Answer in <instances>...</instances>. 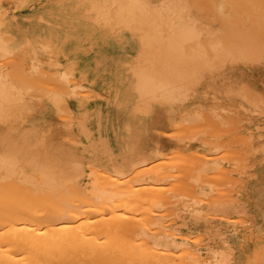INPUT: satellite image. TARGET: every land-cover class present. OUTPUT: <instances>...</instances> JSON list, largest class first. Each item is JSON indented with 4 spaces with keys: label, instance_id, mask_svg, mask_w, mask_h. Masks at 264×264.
<instances>
[{
    "label": "bare ground",
    "instance_id": "obj_1",
    "mask_svg": "<svg viewBox=\"0 0 264 264\" xmlns=\"http://www.w3.org/2000/svg\"><path fill=\"white\" fill-rule=\"evenodd\" d=\"M24 1L26 2V0H16L13 3L16 9L15 12H11L13 16L10 13H8L9 17L5 16L3 11L6 10L2 11L0 8V64L2 66L5 63L8 66L7 69L2 66L3 70L2 67L0 68V75L3 73V77L0 76V114L3 111L6 114L9 111L11 113L9 119V116L6 117L8 120L5 128L4 123L0 121V264H264V166L257 167L256 163H253L257 162L256 159L255 161L253 159L251 163L246 161L255 157L258 147H263L264 150L262 146L264 142H261V145L259 141L261 146L258 144L257 148L251 143L256 138V140L260 139L263 132L260 134L258 132L264 129V92H258L252 85L258 83L257 78L253 79L254 81L252 78L247 79V84L246 81L243 82L244 84L241 83L242 85L239 84L241 87L234 90L232 98L226 100L228 96L225 97L224 105L221 106L223 111L226 108L224 117H222V112L217 114L219 110L215 112L217 107L214 109L212 106H208V111L212 110L213 114H209L211 111L208 113L202 110L201 112L200 109L196 113L193 112L194 109H190V113L186 110V114L178 117L177 113L180 110L176 112V107L166 106L171 103L169 101L171 99H168L171 94L172 98L174 96L178 98L179 94L171 93L174 85L168 88L165 86L168 77L172 81L177 80L199 70H209L208 68L221 61L233 64L245 63L243 65L252 67L257 63H264V0H182L184 3L182 5L188 7L189 17L192 15V19L188 20L190 22L185 16L187 15L186 7V11L182 13V5L179 6L180 4L176 2L179 4L176 6L180 9L176 8L175 11L182 13L178 15L179 20L185 21L183 19L185 16L187 23L183 22L176 28L174 24V27L166 32L167 30L163 28L167 25L165 27L163 25L171 19L165 23L166 18L163 16L168 13L163 12L165 14L162 13L158 22L154 21L156 23L153 25V22L152 26L148 24V35H145L146 31L144 35L142 33L143 38L141 35L142 39L139 42L149 46L147 44H151V40L154 39L159 44L160 32L164 30L167 35H164L165 39L162 37L164 40H160L164 41V46L157 45L159 50L163 47V50L159 51L161 54L159 56L162 58L160 57L161 60L156 58L144 66L132 69V80L125 82L120 79L124 72L121 69L123 63H120L122 59H118L122 56H129L131 52L123 54L128 48L133 50L130 60L133 59V54L140 57L144 51L142 52L135 44H129V40L123 41L122 38L120 42L114 39L115 41L108 50L110 55L101 60L95 61L94 59V66L90 64L89 58H85L84 52L80 53L83 50L82 45L79 46L80 50L82 48L81 51L77 49L78 53L71 47L76 53L71 63L70 60L67 61L69 64L62 62L67 63L68 66L65 64L67 67L63 65L59 69H47L44 65L39 66L43 59L39 56L44 55L41 53L45 50L50 53V50L47 47L44 49L34 47L33 43L37 40L35 38L41 39L39 37L43 35L45 41L51 38L52 42L57 41L58 44L67 42L69 48L77 42L78 35L79 42L81 41L85 27L82 17L86 15L76 14L74 8L70 9L67 6L65 8L47 7L48 9L42 13H38L41 12L40 10L34 12V9L32 11L29 9L31 12H27ZM89 1L90 8L99 4H96L99 0H88V3ZM136 1L139 6L146 3L145 0V3L141 0ZM136 1L124 0V7L120 5L123 8L117 9L118 16L115 20L121 21L117 24L123 23V28L129 26L132 20L135 23L139 20L140 23L146 16L147 20H150L148 6L153 7V4L146 0L147 4L151 5L145 4L148 8L146 10L144 6L145 9L142 10V6L139 7ZM162 1L161 3L165 6L166 3ZM104 2L109 7V2L107 0ZM158 3L157 5L161 4ZM172 3L170 2L169 6L172 8L174 5L175 9V0ZM157 5L156 9L163 8V5L158 8ZM1 7L4 9L3 5ZM154 8L152 9L158 11ZM172 10L170 9V12ZM26 13H33L35 18ZM47 14H51V17L55 16L57 24L47 23L41 19V16L44 18ZM168 15L170 16V13ZM26 16H29L31 20L25 18ZM206 31L211 34L205 33ZM150 32L153 33L150 34ZM53 38L60 39V41H53ZM51 40L48 44L52 43ZM63 44L57 45L60 52ZM140 47L143 48L141 45ZM149 48L150 46L143 50L147 52ZM24 56L32 59L31 64L26 67L22 63ZM134 59L139 60L140 58L135 57ZM43 60L44 63L46 60ZM116 62L118 64H115ZM225 63L222 65L226 66ZM61 64L57 62V65ZM115 65L116 68L119 65L120 70L116 72L115 77L111 78V72L115 75L113 71ZM93 68L97 71H92ZM4 69H6L5 72ZM220 69H223L222 66ZM99 71H101L100 76H104L100 80L105 78L106 86L104 84L101 86L102 82L98 86L106 87V89L109 87L108 89L112 92L109 98L107 96L108 101L107 99L102 101L103 97L98 101L96 99L93 104L79 103L78 96L74 95H82L85 91H90L94 85L93 73ZM141 75H146V77L141 80ZM261 75L264 77V72ZM197 77L198 75L195 78ZM78 78L83 79H80L83 81L80 85L77 84ZM125 78L130 80L128 76ZM151 78L155 80L151 81ZM152 84L158 86L154 87ZM259 84L261 87L260 81ZM11 86L15 90H12ZM119 87H121V93L117 92ZM193 88L195 90V86L191 89ZM162 89L166 93L160 98L155 94H158V91L162 93ZM47 90L52 92L47 93ZM204 90L206 89L202 91ZM154 91V97L151 99L147 93ZM21 93L23 96L32 98L34 96H47V98L40 103L42 105L40 109L31 112V100L25 97L24 99ZM197 93H200V90ZM203 95L206 96V94ZM203 95H201L202 98H204ZM207 98L206 101L210 97ZM244 99L258 107L261 113L263 112V118L260 117L261 115H257V118H255L256 115H249L254 108L253 110L252 108L245 109L246 106L242 104ZM186 100L188 99L184 101L181 99L183 102ZM12 102L15 107H11ZM8 104L10 107L6 106ZM180 105H178L179 109ZM197 105L195 110L202 107L201 104ZM124 106H128L129 110L123 109ZM228 108L233 109L229 111ZM59 110L62 111L63 116L59 115ZM152 111L157 112L153 114V118H151ZM49 113L68 118L78 114L80 119L75 118L78 123L77 127H71L64 132V135L72 133L75 137L77 134L86 139V141L83 140L86 148L90 147L92 150L94 147V151L108 146L109 150L107 151L106 146V150L103 151H107L105 152L107 155L110 152L112 159L108 157V160L103 161L104 155H102L103 163L100 161L101 167L104 164L106 170L108 169L107 173H103L105 168H101L99 172L100 166L94 167L95 163L86 166L82 164L87 169V166H93L91 167L92 172L87 171V173L88 178L90 176L93 178L95 174L94 182L89 180L90 178L87 180L92 181L93 183H90L94 187L93 185L85 186V188L82 186L80 190L78 189L77 181L82 179L80 165H75L71 171L59 172L58 165L52 163L46 166V163H42L43 158L45 159L44 155L56 157L53 150L59 153V158H61V153L58 151L62 150V146L59 149L60 144L57 143L60 140L52 139V137L62 131L55 125L57 122L50 123L49 115L51 114ZM261 113L258 111V114ZM94 114H97V120ZM199 119L212 125L211 130L216 128L212 131H217V134L224 133L223 131L226 130L220 129L218 121L221 123L226 120L225 123L229 126L227 130L232 126L228 131L233 132L234 130L235 134H227L223 141L221 138L220 141L223 143L225 141V143L222 147L219 146L220 149L215 150L219 144L216 145L215 140L207 139L210 131L206 129L210 126L207 128L204 123L206 129L201 126L200 129H202L199 132L204 134L207 131L208 133H205L207 135L203 137L205 142L202 143V147H199L200 143L196 145L195 140L192 142L199 133L193 127L200 122H202L201 125L203 124V121ZM255 121L256 125L253 123ZM77 123L74 122V125ZM223 125L221 127L225 128L226 126ZM166 129L170 132L169 137H157V135L161 136L160 134L163 136V131ZM187 129L189 132H186ZM24 130L28 133L26 134ZM179 132L182 136H178ZM37 136L42 138V142L36 141ZM87 136H91L92 139L90 140ZM189 136L193 138L190 137L192 141H189L191 140ZM203 138L199 140L203 141ZM78 140L82 144V139ZM220 141L218 143H221ZM51 144L54 146L59 144L58 147L56 146L58 149L55 150L54 146L53 150L50 149ZM49 149L52 151L50 152ZM82 151L85 154V149ZM64 152L67 154L66 151ZM84 154H79V156ZM63 157L65 156L62 154ZM116 158L119 161H116ZM95 160L90 162H96ZM65 164L62 166H68L70 163ZM248 166H251L253 171L249 170ZM59 170H61L60 167ZM245 170L251 171V176L240 178ZM42 171L53 173V175L57 173L53 179L58 185L51 180L48 173L45 174L46 172L44 176L46 178L47 175L50 178H46L50 180V183L47 182L48 186L46 181L41 184L44 176L43 174L41 176L39 172ZM98 172L103 174L98 176L99 178L96 177ZM36 175L41 176L42 179L39 180ZM34 177L38 178L36 182L33 181ZM51 181L55 184L54 182L51 184ZM51 185H56V187L51 188ZM185 210L191 213L189 212V216L184 218L182 212ZM226 218L230 219H228L229 223ZM210 220L213 223L217 222L215 226L216 224L218 226L229 224L226 231L227 238L223 236L225 239L220 240L218 248L216 247L213 251L208 248V245L212 243L210 239L213 240L219 236H216L218 229L216 231L212 228L214 225L212 226L213 223L210 225ZM249 223L251 225L247 226L246 224ZM212 248L215 247L212 246Z\"/></svg>",
    "mask_w": 264,
    "mask_h": 264
},
{
    "label": "rangeland",
    "instance_id": "obj_2",
    "mask_svg": "<svg viewBox=\"0 0 264 264\" xmlns=\"http://www.w3.org/2000/svg\"><path fill=\"white\" fill-rule=\"evenodd\" d=\"M12 1V2H11ZM16 0H0V8H2L1 10L3 11V10H6V11H3V13H4V15L6 16H8L9 17V14L8 13H10V15H14L13 13L11 14V12H15V10L16 9H14V2H15ZM97 1V0H96ZM105 0H99L96 4H98L97 6H95V7H93L94 8V10H93V8H90L89 6H90V1H89V3H88V0H26V2L24 1V6H26L27 7V12H31L32 11V9H34L33 11L34 12H38V10H40L41 12H38V13H42V11H44V10H46V9H48L49 7H51V8H53V6H61V7H63V8H65L66 6H67V8H70V9H73V10H75L76 11V14H78V13H80V14H83V15H88V17H86V16H84V17H82V22H83V24H84V35L81 37V41L79 42V35L77 36V42L76 43H73V46H69V48L67 47L68 46V44H67V42H64L65 44H63L62 42L60 43V44H63V45H65V48H68V49H65V48H63L62 49V47H63V45L60 47L61 48V52H60V49L58 48L59 46H57V45H60V44H58V43H56V42H52V40H51V38H49V40L47 39L46 41H45V36H43V35H41V37H39V38H41V39H38V38H35V40L36 41H34V47L35 46H37L36 48H40V49H44V48H48L49 50H50V53H48L49 51L48 50H45L43 53H41V54H44V55H42V56H39L41 59L43 58V59H45L48 63H46V61L43 63V59H42V63H39V66L40 65H44V67H46L47 69H59V68H61L63 65H67V61H69L70 60V63L72 62V60H73V57H74V55H75V53L77 52L78 53V51H81L82 50V48H81V50L79 49L80 47H81V45H82V47H83V50H82V52H80V53H83V54H86L85 55V58L87 59V58H89L90 59V64H92L93 66H94V63H95V61L96 60H98V59H104V58H107L109 55H110V52L108 51V50H110V46H112V42L113 41H115V40H119V42H120V40H121V38H122V40L123 41H125V40H129V44H135L137 47H139L141 50H142V52L144 51V53H142L141 55H140V57H138L137 55H134L133 54V59H131L130 60V58H131V56H132V54L131 53H133L132 51L133 50H130L129 48L128 49H125V50H127L125 53L123 52V54H128L129 52H131L130 54H129V56H127V57H123V58H125L124 60H123V58L121 57V58H119L118 60H121L122 59V61H120V63L123 65V67L121 68V69H123V72H124V74H121V80L122 81H131L132 80V77L131 76H133V73H132V69H135V68H138L139 66L141 67V66H144V65H146L147 64V62H152L153 60H155L156 58H157V60H161V56H159V55H161L160 53H159V51L161 52L162 50H163V47H162V49L161 50H159V47L157 46V45H159V44H162L163 46H164V39H165V36L167 35V33L166 32H168L170 29H172V27H174V24H175V28L176 27H178V26H180V25H182L183 24V22L186 24L187 23V21L188 20H190V18L192 19V15H191V17H189V13H188V7H187V5L185 6V5H182V0H180V2H178L179 0H175V6H176V4L177 3H179V4H177V5H179V6H181L182 5V7H181V12L183 13V12H185L186 10H187V15H185L186 16V18H188L187 19V21H186V18H185V16H183L184 18L183 19H185V21L183 20H179L180 18H179V16L178 15H180V14H182V13H179V11H175L176 10V8H178L177 10H179L180 8L179 7H175V9H174V5H173V7L171 8L169 5H170V2L172 3L173 2V0L172 1H170V0H167V1H162L163 3H166V5L164 6V4H162L161 3V1L159 0H147L148 2L150 1V3L151 4H153L152 6L153 7H150V6H148L149 7V21H151V23L147 20V16L144 18V21L143 22H140L139 23V20H136V22L137 23H135L133 20H132V22L131 23H129V26H125V28H123L124 27V24L123 23H119V24H117L118 22H121V21H116L115 20V17L116 16H118V13H117V9H119V7H121V6H123L124 5V0L122 1V0H107L108 2H106V3H108V6L109 7H107V4H105V2H104ZM136 1V0H135ZM141 1H143L144 2V0H141ZM141 1L139 2V3H141ZM146 0H145V4H147L148 2H147ZM168 1H169V3H168ZM79 2V3H78ZM112 2H113V4H112ZM117 2V3H116ZM123 2V3H122ZM153 2H155V3H153ZM158 2H160L161 4L160 5H163V8L164 7H167V5H168V7L167 8H162L161 10H160V7L158 8V6H160V5H157V4H159ZM177 2V3H176ZM78 3V4H77ZM102 3V4H101ZM104 3V4H103ZM136 3H137V5L139 6V4H138V1H136ZM168 3V4H167ZM4 6V9H3V7H1L2 5ZM11 4V6H9ZM74 4H76L75 6H74ZM143 5V4H140L141 6H142V10H144L145 9V7H146V5ZM151 4H147V5H151ZM172 4H174V3H172ZM184 4V3H183ZM104 5H106V6H104ZM112 5V6H111ZM119 5V6H118ZM121 5V6H120ZM156 5H157V8L158 9H156ZM141 6H139V7H141ZM145 6V7H144ZM154 6H155V8H154ZM25 7V8H26ZM48 7V8H47ZM76 7V8H75ZM112 7H114V8H112ZM124 7V6H123ZM123 7H121V8H123ZM148 7H146V10H147V8ZM184 7V8H183ZM185 7H186V10H185ZM12 8V9H11ZM99 8V9H98ZM144 8V9H143ZM150 8H151V10H150ZM152 8H154V9H156V10H158V11H155V10H153ZM29 9H31V11L29 10ZM85 9H90V12H88V10H85ZM92 9V10H91ZM166 9V10H165ZM167 9H169V10H167ZM170 9L172 10V9H174V10H172L171 12H170ZM37 10V11H36ZM110 10V11H109ZM153 10V12L151 13V11ZM159 10L161 11L160 12V14H159ZM165 10V11H164ZM185 10V11H184ZM86 11V12H85ZM96 11V12H95ZM166 11H168V12H166ZM176 13H179V14H176ZM33 12V13H34ZM111 12V13H110ZM147 12V11H146ZM163 12H165V13H170V16L168 15V14H165V13H163ZM174 12V13H173ZM190 12V11H189ZM6 13V14H5ZM33 13H31V14H29V13H26V14H28V15H31L30 17H34L35 18V16H36V14H35V16L33 15ZM88 13V14H87ZM162 13H163V17H165L166 18V21H165V23H167L168 21H169V19H171V21L170 22H168L167 24H162L163 25V27H165V25H167L165 28H163V29H165V30H167L166 32L163 30V31H161L160 32V39H159V44L156 42V40H151V44H147V45H149L150 46V50H147V52H150V53H147L145 50H146V48L148 49V47L149 46H146V45H142L140 42H139V40L140 39H142L143 38V35H144V33H145V31H146V33H145V35H148V33H147V29H148V26H152V23L154 22V21H156V22H158L159 20H160V18L162 17ZM150 14H151V16H150ZM173 14H176V15H173ZM191 14V13H190ZM134 15V14H133ZM159 15H160V17H159ZM168 17H167V16ZM173 15V16H172ZM41 16V15H40ZM40 16H38L37 18L39 19L40 18ZM48 16V17H47ZM53 16V15H52ZM182 16V15H181ZM29 16L27 17H25V18H29V20H31V18H30ZM89 17H91V18H89ZM100 17V18H99ZM112 17V18H111ZM153 17H154V20H153ZM176 17V18H175ZM49 18V19H48ZM136 18H138L137 16H136ZM41 19L43 20V21H45V22H52V23H54V24H57V22H56V18H55V16H53V17H51V14H47V15H45L44 16V18L41 16ZM47 19H48V21H47ZM168 19V20H167ZM172 19H174V20H172ZM177 19V20H176ZM28 20V19H27ZM34 20H36V19H34ZM40 20V19H39ZM145 20H146V23H145ZM158 20V21H157ZM176 20V21H175ZM178 21V22H177ZM180 21H182V22H180ZM156 22H154L153 23V25L156 23ZM173 22V23H172ZM188 22H190V21H188ZM139 23V24H138ZM178 23V24H177ZM114 24V25H113ZM142 24V25H141ZM143 24H144V26H143ZM149 24V25H148ZM158 24H160V22L158 23ZM121 27H120V26ZM131 25H133V26H131ZM148 25V26H147ZM95 27V28H94ZM132 27V28H131ZM134 27V28H133ZM137 27H138V29L140 30H138L137 29ZM121 28V29H120ZM127 28H129V30L127 29ZM136 28V29H135ZM151 28V27H150ZM149 28V29H150ZM77 29H78V27H77ZM95 29V30H94ZM134 29V30H133ZM91 30V31H90ZM79 31H80V33L82 34V32H81V30L79 29ZM110 31V32H109ZM135 31V32H134ZM149 31H151V29L149 30ZM77 32H78V30H77ZM139 32V33H138ZM162 32H164L163 34H161ZM208 31H206L205 33H207ZM92 33V34H91ZM142 33H143V35H142ZM153 33V32H152ZM151 32H150V34H152ZM210 33V32H209ZM209 33H207V34H209ZM149 34V35H150ZM166 34V35H165ZM211 34V33H210ZM209 34V35H210ZM89 35V36H88ZM137 35L139 36V37H137ZM142 35V36H141ZM165 35V36H164ZM205 35V34H204ZM209 35H207V36H209ZM44 38H43V37ZM140 36L142 37V38H140ZM206 36V35H205ZM164 39H163V38ZM113 39V40H112ZM115 39V40H114ZM161 39H163L162 41H160ZM42 40V41H41ZM51 40V42L52 43H49L48 44V42ZM54 40H59L60 41V39H56V38H53V41ZM41 42V43H40ZM140 44H139V43ZM54 43V45H52ZM80 43V44H79ZM154 43H155V45H154ZM157 43V44H156ZM32 44V45H33ZM67 44V45H66ZM153 44V45H152ZM52 45V46H51ZM140 45L141 46H143V48L142 47H140ZM57 46V47H56ZM80 46V47H79ZM152 46H153V48H152ZM73 49H75V51H73L72 50V48ZM145 47V48H144ZM155 47H157L156 49H155ZM155 51H153L152 52V49ZM58 49V50H57ZM71 49V50H70ZM77 49H79L78 51H77ZM143 49H145V50H143ZM158 50V51H157ZM46 52L48 53V54H46ZM60 52V53H59ZM140 52V51H139ZM55 55H54V54ZM141 53V52H140ZM149 54V55H148ZM131 55V56H130ZM54 56V57H53ZM126 56V55H125ZM155 56V57H154ZM25 57V59L23 60V65H25L24 67H26V66H28L29 64H31V62H30V60L32 61V59H27L26 57L27 56H24ZM140 58L139 60L138 59H134V58ZM161 57V58H160ZM153 58V59H152ZM94 59H95V61H94ZM59 60V61H58ZM35 60H33V62H34ZM59 63V64H61L62 62H67V63H62L61 65H57V62ZM30 62V63H29ZM39 62H40V60H39ZM102 62V61H101ZM119 62V61H118ZM223 62V63H222ZM228 62V61H227ZM225 63L224 61H221V62H219V63H217V65L216 64H214V66H212V67H210V68H208L209 70H199V71H197V72H195V73H197V74H195V73H192L193 74V77H192V74L190 75V76H186V77H183V78H179V79H177V80H173L172 81V79H170L169 77L166 79V88H168V86L170 87L171 85H174L173 86V88L171 89V93L173 92V94L175 95H177V93L179 94V95H177V96H179L178 98L176 97L175 98V96L172 98L171 96H173L172 94L170 95V97L168 98V99H171V100H169V101H171V103L169 104V105H167L166 107H168V106H171V107H173V108H175L176 109V112H178L179 110V112L177 113L178 114V117H181V116H179V115H183V114H186L187 113V111L190 113V111L191 110H193V112L195 111L196 113L197 112H199V109L201 110V112H202V110L203 111H208V109H209V107L208 106H212L213 108L215 107H217L216 109H215V112H217L218 110H219V112H217V114H219V113H221L222 112V117H224V115H225V109H224V111H223V109H222V105H224V101H225V97L227 98V96H228V98L226 99V100H228L229 98H232L233 97V92H234V90H236V88L238 89V88H240L241 86L239 85V84H244L243 82H245L246 81V84H247V82H248V80L247 79H251L252 78V80L253 79H256L257 78V80H258V83L257 84H252L254 87H256V89L258 90V92H260L261 93V91L262 92H264V77H262V72H264V63H257V65H253V67L252 66H246V65H243V64H245V63H243V64H233V63ZM226 64V66H223L222 64ZM4 64L5 63H3V67L4 68H6L7 69V65H6V67L4 66ZM49 64V65H48ZM69 64V63H68ZM115 64H118L117 62L115 63ZM218 64H219V66H218ZM229 64V65H228ZM232 64V65H231ZM65 65V66H66ZM243 65V66H242ZM1 66V64H0V68L2 67ZM59 66V67H58ZM68 66V65H67ZM66 66V67H67ZM118 67L116 68V65L113 67V68H115V70H113V71H115V75H114V72H111V78H113V77H115L116 76V72L118 71V70H120V68H119V65H117ZM134 66V67H133ZM221 66H222V68L223 69H220L221 68ZM263 66V67H262ZM3 67L1 68L2 70H3ZM10 67V66H9ZM52 67H54V68H52ZM120 67H121V65H120ZM6 69H4V72L6 71ZM250 69V70H249ZM1 70V71H2ZM128 70V71H127ZM212 70V71H211ZM216 70H217V72H216ZM92 71H97V70H94V68L92 69ZM127 71V72H126ZM205 71V72H204ZM101 71H99V72H96V73H93V75H94V80H93V82H94V85H93V87H92V89H90V91L89 90H87V91H85L82 95L80 94H76V95H74L75 97L76 96H78V98H77V101L80 103V102H85V103H88V104H93V103H95V101H96V99H97V101L98 100H101L103 97V99H102V101L103 100H105V99H107V101H108V98H109V96H111L110 94H112V92H111V90L110 89H106V87L104 88V87H102L101 88V86L104 84L105 86H106V84H105V78H102L103 80L101 81L100 79H101V77H104V76H100V73ZM122 72V73H123ZM131 72V73H130ZM201 72H203V74L201 73ZM212 72V73H211ZM255 72V73H254ZM201 73V74H200ZM209 73H211V74H209ZM252 73V74H251ZM257 73V74H256ZM2 74L3 73H1V75L0 76H2ZM253 74H254V76H253ZM99 75V76H98ZM198 75V77L197 78H195L196 76ZM202 75V76H201ZM234 75V76H233ZM257 75V76H256ZM126 76H128L129 77V79L130 80H126ZM249 76H251L250 78H249ZM3 77V76H2ZM141 77V80L143 79V78H145L146 77V75H141L140 76ZM190 77V78H189ZM201 77H202V79H201ZM172 78V77H171ZM192 78V79H191ZM199 78H200V80H199ZM81 78H78L77 79V84L78 85H80L83 81H81V80H83V79H81ZM139 79V78H138ZM155 80V78H151L150 80L152 81V80ZM190 79V80H189ZM3 80H4V78H3ZM108 80V79H107ZM141 80H140V82H141ZM153 80V81H154ZM199 80V81H198ZM4 81H6V80H4ZM87 81H88V79H87ZM100 81V82H99ZM109 81H110V79H109ZM137 81H139V80H137ZM199 82V83H197V82ZM254 81V80H253ZM259 81H260V83H261V87H260V84H259ZM79 82V83H78ZM98 82V83H97ZM102 82V83H101ZM181 82V83H180ZM186 82H188V84L186 83ZM196 82V83H195ZM226 82V83H225ZM101 83V84H100ZM150 83H153V82H150ZM155 83V82H154ZM156 83H158L157 81H156ZM179 85H178V84ZM95 84H97V86H95ZM98 84H100L101 86H98ZM183 84V85H182ZM191 84V85H190ZM194 84H196V85H194ZM241 84V85H242ZM10 85V84H9ZM154 87H157V86H155L154 84H152ZM178 85V86H177ZM182 85V86H181ZM190 85V86H189ZM259 85V86H258ZM94 86L96 87V88H94ZM193 86H195V90H194V88H193V90L191 89ZM236 86V87H235ZM12 87L13 86H11V89H12ZM187 87V88H186ZM191 87V88H190ZM94 88V89H93ZM121 87H119L118 88V91L117 92H120L121 91V89H120ZM223 88V89H222ZM77 89V88H76ZM203 89H206V90H204V91H202ZM12 90H15V88H13ZM82 90H84V88H82ZM183 92H182V91ZM191 91V94L189 93L190 91ZM199 90H200V93H197V92H199ZM216 90H218V91H216ZM110 91V92H109ZM163 91V92H162ZM162 91H160V92H162V93H159V91H158V94H155V91L153 92V93H147L148 95H149V97L152 99L154 96V94L155 95H158L160 98H162V97H164V95H165V90L164 89H162ZM208 93H207V92ZM26 92V91H25ZM50 93V92H52V91H49V90H47V93ZM206 92V93H205ZM211 92V93H210ZM218 92H220V94L218 93ZM121 93V92H120ZM164 93V94H163ZM183 93V94H182ZM193 93V94H192ZM222 93H224V94H222ZM22 94V93H21ZM26 94H28L27 92H26ZM46 94V93H45ZM95 94V95H94ZM119 94V93H118ZM160 94V95H159ZM182 94V95H181ZM184 94H185V96H184ZM198 94H201V95H203V94H206V96L207 97H210V98H212L211 100H210V98H209V100L208 101H206L205 99H208L206 96H204V98H202V96L201 95H198ZM208 94V95H207ZM216 94V95H215ZM47 95V94H46ZM152 97H151V96ZM161 95H162V97H161ZM186 95H188V97L190 96V97H194L195 96V98H191L190 99V97L188 98ZM219 95V96H218ZM223 95V96H222ZM23 98L25 97V98H29L30 100H31V103H30V111L31 112H35L37 109H40L41 108V102L43 101V100H45L46 98H47V96H42V97H40V96H34V95H32V96H34L33 98L32 97H27V96H23V94L21 95ZM49 96V95H48ZM65 96H67V95H65ZM107 96H108V98H107ZM157 96V97H158ZM38 97V99H35V98H37ZM40 97V98H39ZM44 97V98H43ZM94 97V98H93ZM156 97V96H155ZM156 97V98H157ZM158 97V98H159ZM206 97V98H205ZM218 97H220L219 98V100L217 99ZM24 98V99H25ZM99 98V99H98ZM175 98V99H174ZM42 99V100H41ZM91 99H92V101H91ZM176 99H177V101H176ZM181 99L184 101V99H188V100H186V102H183V101H181ZM190 99V100H189ZM216 99V100H215ZM222 99V100H221ZM224 99V100H223ZM93 100H94V102H93ZM203 100H205V101H203ZM214 100V101H213ZM106 101V102H107ZM191 101V102H190ZM213 101V102H212ZM183 102V103H182ZM197 104H201L202 105V107H205V108H202L200 105V108H198L197 110H195L197 107H196V103ZM199 102V103H198ZM207 102V103H206ZM211 104H210V103ZM243 103V105H245L244 107H245V109H251L252 108V110H253V108H254V110H253V112H254V115H252L253 114V112L250 114L249 113V115H251V116H255L256 115V117L255 118H257L258 116L257 115H261L260 117H262V113H261V110H259V108L258 107H256L254 104L252 105V102H249V101H247V100H243L242 101ZM100 103H103V102H101L100 101ZM99 103V104H100ZM105 103V102H104ZM176 103V104H175ZM182 103V105H180ZM214 103V105H212ZM231 103H233V102H231ZM231 103H230V106H232L231 105ZM12 104H13V106H11V107H15V105H14V103L12 102ZM171 104H175V105H171ZM207 104H210V105H207ZM229 104V103H228ZM249 104V105H248ZM178 105H180V109H179V106ZM190 105V106H189ZM242 105V106H243ZM6 106H8V107H10V105L8 104V105H6ZM190 107V108H188V107ZM198 106V105H197ZM229 106V105H228ZM126 106H124L123 107V109H125V110H129L128 108V106L125 108ZM165 107V108H166ZM178 107V108H177ZM212 107H210V109L212 108ZM164 108V109H165ZM185 108V109H184ZM202 108V109H201ZM113 109H115V108H113ZM191 109V110H190ZM222 109V110H221ZM232 109L233 108H230V110H229V108H228V110L229 111H232ZM44 110H47V109H44ZM145 110H147V109H145ZM187 110V111H186ZM257 112H256V111ZM164 111V110H163ZM185 113H184V112ZM211 111V113H209ZM214 111V110H213ZM258 111H259V113H261V114H258ZM61 112V113H60ZM148 112V111H147ZM181 112V113H180ZM257 114H256V113ZM10 113V111L6 114L5 113V111H3V113L2 114H0V121L2 122V123H4V128H5V125H6V123H7V120L10 118V116H11V113ZM58 113H59V115H61V114H63L62 113V111H58ZM149 113V112H148ZM155 113H157V112H153L152 111V117L151 118H153V114H155ZM188 113V114H189ZM208 113L209 114H213L212 113V110H209L208 111ZM49 114H51V115H49ZM48 115L51 117L49 120H50V123H52V124H55V122H57V124H55L56 126H58L59 128H60V130L62 131V132H59V133H57V134H55V135H53V137H52V139L53 138H58L60 141H58L57 143H59L58 145H59V149L61 148V146H62V150H60V151H58V152H60L61 153V158H59L60 157V155H58L57 153H55L54 152V150H53V146L54 145H52L51 147L52 148H50V149H52L53 150V153L54 154H56V157L54 158V156H52V155H48V156H45L44 155V157H45V159L43 158V161H42V163L44 164V163H46L45 165L46 166H49V165H51L52 163H54L56 166H57V170L60 172V171H71V169L72 168H74L75 167V165H77V166H81L82 168V170H81V176H82V179L81 180H79V181H77V187H79L78 189L80 190L81 189V187L83 186L84 188H85V186H92L93 184H91L90 182H94V180H93V178H95V174L93 175V178L90 176L89 178H88V173H87V171H89L90 173L92 172V170L93 169H91V167L93 168V166H87L88 167V169L87 168H85L84 167V165L86 166V165H92V164H94L95 163V165H94V167L95 166H100V168H99V172H101V168L103 169V168H105V165L103 164V167H101L102 165H100V164H102L103 163V161H105L108 157V159H112V157L110 156L111 154H110V152H108V155H107V153H105V152H107L109 149H108V146H107V151H103V150H106L105 149V147L106 146H104V148L103 147H101V149H98V151H94L93 149H94V147H93V145H92V147H93V149L91 150L90 149V147L87 149L86 148V144L84 143V141L83 140H85L86 141V139H83V138H81L80 136H77V134H76V138L73 136V134L72 133H70V134H68V135H64V132L65 131H67L68 129H70L71 127H77V125H78V123L76 122L77 121V119H80V116H78V114L76 115V116H74V115H72V116H70L71 118H68V117H66V116H64V117H66V119L64 118V117H58L59 115H55V114H52V113H49ZM264 114V113H263ZM2 115H4V116H2ZM7 115V116H6ZM95 115V114H94ZM9 116V117H8ZM53 116V117H52ZM61 116H63V115H61ZM1 117H3V118H1ZM6 117H8V119L6 118ZM73 117V118H72ZM91 117H93V116H91ZM94 117H96L95 119L97 120V114L94 116ZM94 117H93V119H94ZM259 117V121L261 120V118ZM264 117V116H263ZM262 117V118H263ZM6 118V119H5ZM63 118H64V120H63ZM75 118H77V119H75ZM155 119H156V117H154ZM56 119V120H55ZM75 119V120H74ZM226 119V118H225ZM62 120H63V122H62ZM74 120V121H73ZM202 120V119H201ZM200 119H199V121H201ZM222 120V119H221ZM65 121V122H64ZM203 121V124L201 125V123L202 122H200L199 124H197L196 126H194L193 128H195V129H197V131L196 132H199V130L201 131V129H200V127L202 126V127H205L204 125L206 124V127L208 128L209 126V128L208 129H206V127L205 128H203V129H206L208 132H209V134H207L208 132L207 131H205V130H203V131H205L204 132V134H203V132L202 133H198V135H196L195 133V138L193 137L194 136V134L192 135V137L194 138H192L191 136H189V139H193V141H192V139L191 140H189V141H192V142H194V140H195V143H196V145L198 144V143H200V146L199 147H202L201 145H202V143L203 142H205V139L203 138V137H206L207 135V139L208 138H210L211 140H215V143H216V145H218V148L217 149H215V150H218V149H220L223 145H224V143H225V141H224V143L223 142H221L220 140H221V138H222V141L223 140H225V136L227 135V134H232V133H234V130H233V128H232V130H233V132L232 131H228L232 126H230V128H228V130H227V127H229L228 126V124H226L225 122H226V120H225V122L224 121H221V123H220V121H218V123H219V126H220V129L222 128V129H226L227 130V132H225V131H223L224 133H219V134H217L216 132H213V131H215V129L216 128H213L212 130H211V126L212 125H210V124H208V122H204V120H202ZM264 121V120H263ZM74 122L75 123H77V124H75L74 125ZM79 122V121H78ZM224 122V123H223ZM205 123V124H204ZM253 123H255V125L257 124V122L255 121V122H253ZM223 126H226L225 128H223V127H221L222 125ZM213 127V126H212ZM66 128V129H65ZM193 128H191V130L193 129ZM199 128V129H198ZM64 131H63V130ZM220 129H218L219 131H220ZM3 130V129H2ZM188 130V129H187ZM189 130H190V128H189ZM189 130L188 131H186V132H189ZM165 131V132H164ZM163 131V136H162V134H160L161 136H159V135H157V137H163V138H165V137H169V131H168V129H166V130H164ZM168 131V132H167ZM194 131V132H195ZM212 131V132H211ZM222 131V130H221ZM5 132V131H4ZM24 132L27 134L28 132L27 131H25L24 130ZM231 132V133H230ZM264 133V129H261L258 133L260 134V133ZM24 133V134H25ZM156 133V132H155ZM181 132H179L178 133V136L180 135V136H182L181 134H180ZM207 135H206V134ZM210 133H211V135H210ZM213 133V134H212ZM216 133V134H215ZM262 133V135H264ZM88 134H90V133H88ZM203 136H202V135ZM235 134V133H234ZM70 135V136H69ZM167 135V136H166ZM200 135H201V137H200ZM261 135V137H264V136H262ZM84 136H85V134H84ZM177 136V137H178ZM87 137H90V140L92 139V137L91 136H87ZM191 137V138H190ZM200 137V138H199ZM254 137V136H253ZM252 137V138H253ZM256 137H258V136H256ZM260 137V139H258V140H256V139H254L253 141H251V143H252V146L253 147H255L256 146V148L260 145V143L262 142H264V138H261ZM201 138H203L204 140L203 141H201L202 139ZM216 138V139H215ZM35 139H36V137H35ZM37 139L38 140H36V141H39V143L40 142H42V138L40 137V136H37ZM57 139V140H58ZM75 139V140H74ZM78 139H82L81 141H82V144H80L79 143V140ZM199 139H201V140H199ZM209 139V140H210ZM252 140V139H251ZM262 140V141H261ZM36 141H34V142H36ZM80 141V142H81ZM199 141V142H198ZM218 141H220L221 143H218ZM259 141H260V143H259ZM55 142H56V140H55ZM55 142H53V143H55ZM88 142V141H87ZM86 142V143H87ZM52 143V142H51ZM62 143V144H61ZM79 143V144H78ZM107 143V142H106ZM257 143V144H256ZM262 143H261V145H262ZM256 144V145H255ZM259 144V145H258ZM264 144V143H263ZM58 145H55L54 146V149L55 150H57L58 148ZM83 147L84 146V148H82L81 146ZM100 145V144H99ZM104 145V144H103ZM205 145V144H204ZM226 145V144H225ZM260 145V146H261ZM57 146V147H56ZM82 148H80V147ZM88 146V145H87ZM206 146V145H205ZM219 146H221V147H219ZM262 146H264V145H262ZM63 147H64V149H63ZM207 147V146H206ZM99 148V147H98ZM263 148V147H262ZM261 147H258V151L256 150V154H255V157L253 156L252 158H249L248 160H246V161H248V162H250L251 163V161L254 159V161H255V159H256V161L257 162H259L262 158V162L260 161L259 163H257V162H253L254 164L256 163V166L258 167V166H264L263 164H264V150L262 149ZM49 149V150H50ZM83 149H85V154L84 153H82V152H84V151H82ZM207 149H208V147H207ZM49 150H48V153H50L52 150H50V152H49ZM66 151V153L67 154H69V156L67 155V154H65V152L64 151ZM72 150V151H71ZM89 150V151H88ZM214 150V151H215ZM94 151V152H93ZM64 152V153H63ZM70 152H72V153H70ZM86 152H87V154H86ZM259 152V153H258ZM52 153V154H53ZM88 153H92V154H88ZM62 154L65 156V157H63L62 158ZM71 154H73V156L71 155ZM79 154L81 155V154H84V155H82V156H79ZM96 154H98V155H96ZM96 155V156H95ZM102 155H104V159H103V161H102ZM58 156V157H57ZM86 156V157H85ZM90 156V157H89ZM94 156V157H93ZM100 156L101 157V159H100V157L98 158V157ZM106 156V157H105ZM258 156V157H257ZM49 157V158H48ZM111 157V158H110ZM260 157V158H259ZM59 158V160H57ZM94 158V159H93ZM49 159V160H48ZM57 160V161H55V160ZM80 159V160H79ZM81 159H84V160H82L81 161ZM86 159V160H85ZM95 160L96 162H90V161H92V160ZM107 159V160H108ZM114 159V158H113ZM116 161H119V160H117V158L115 159ZM45 161V162H44ZM47 161V162H46ZM100 161L102 162V163H100ZM60 162V163H59ZM67 162H69L70 164H68V166H62V165H66L65 163H67ZM83 162V163H82ZM98 162V163H97ZM243 162H244V160H243ZM92 163V164H91ZM43 164H41L42 166H45V165H43ZM61 164V165H60ZM82 164H84V165H82ZM96 164H98V165H96ZM45 166V167H46ZM62 166V167H61ZM59 167H60V169L61 170H59ZM249 170H251V171H253L252 170V168H251V166L249 167H247ZM246 167H245V169H247ZM96 169V168H95ZM247 169V171H249ZM55 170V172H57V170L56 169H54ZM104 171H103V173H107L108 171V169L106 170V168L105 169H103ZM107 171V172H106ZM246 170L244 171L245 173L244 174H242V176H240V178L242 177V178H245L246 176H251V171L250 172H247ZM46 172V173H45ZM98 172V173H99ZM39 173H41L40 175L42 176V174H43V176L45 175V174H47L48 172L47 171H42V172H39ZM38 173V174H39ZM45 173V174H44ZM49 174H51V175H49ZM57 174V173H56ZM56 174H54L53 175V173H48L47 175L49 176V177H51L52 179L51 180H54L55 182H56V180L55 179H53V178H55V176H56ZM93 174V173H92ZM101 174L102 173H99L98 175H96V177L97 178H99L98 176H101ZM46 175V178H48V176ZM53 175V176H52ZM103 175V174H102ZM37 176V175H36ZM41 176L40 177H38L39 178V180L40 179H42L41 178ZM87 176V177H86ZM37 177H34L35 179L33 180V181H37ZM45 178V176H44V180L42 179L41 181L43 182H41V184H44L45 183V181H46V184H47V186L49 185L48 183H50L49 181L50 180H48V179H50V178H48V179H46ZM92 178V179H91ZM46 179V180H45ZM87 179H89V180H92V181H89V180H87ZM38 180V181H39ZM48 180V181H47ZM53 181V182H54ZM86 181V182H85ZM48 182V183H47ZM52 181H51V184L53 183ZM55 182H54V184H55ZM92 182V183H93ZM57 183V182H56ZM84 183V184H83ZM56 185H58V183L56 184ZM56 185L54 186H52L51 185V188L52 187H56ZM50 187V186H49ZM93 187H94V185H93ZM221 197V196H220ZM223 198V197H222ZM188 210V209H187ZM187 210H185V211H187ZM189 210H191V208L189 209ZM185 211H183L182 213H183V215L181 214V216H183L184 218H185V216L187 217V216H189V212L190 211H187L186 213H184ZM191 213V212H190ZM183 217L181 218V220L183 219ZM186 219H188V218H186ZM227 219V218H226ZM229 219V218H228ZM227 219V220H228ZM230 220V219H229ZM228 220V223L230 222ZM185 221V220H184ZM184 221H181V222H184ZM215 221V220H214ZM224 221H226V220H224ZM231 222H233V221H231ZM236 222H238V221H236ZM213 223V221H211L210 220V225ZM215 223H217L216 221H215ZM215 223H213L212 224V226L215 224ZM220 223V222H219ZM222 223V222H221ZM227 223V225L225 226H222V225H219V226H221V227H219L218 226V224H216L217 226H211L214 230H216V229H218V231L216 232V236H219V237H217V238H215V239H213V240H211L210 239V243H211V241H212V243L210 244V245H208V248H209V250L210 251H213L214 249H216V247L218 248V243L220 242V240H222V239H225V237L227 238V227H228V224ZM247 226L249 225H251V223H249V224H246ZM216 227H218V228H216ZM225 227H226V229H225ZM222 228V229H221ZM213 230V231H214ZM222 232L221 234L222 235H220V232ZM219 232V233H218ZM225 232V233H224ZM218 234V235H217ZM223 236H225V237H223ZM223 237V238H222ZM219 240V241H218ZM212 246L213 247H215V248H212ZM211 247V248H210Z\"/></svg>",
    "mask_w": 264,
    "mask_h": 264
}]
</instances>
